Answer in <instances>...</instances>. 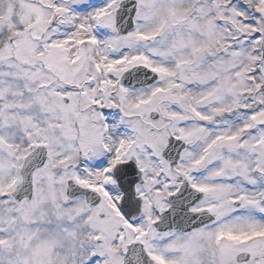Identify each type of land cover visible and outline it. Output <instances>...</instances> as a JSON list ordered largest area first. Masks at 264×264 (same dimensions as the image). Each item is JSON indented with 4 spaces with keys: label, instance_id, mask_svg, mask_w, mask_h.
Wrapping results in <instances>:
<instances>
[{
    "label": "snow or ice",
    "instance_id": "1",
    "mask_svg": "<svg viewBox=\"0 0 264 264\" xmlns=\"http://www.w3.org/2000/svg\"><path fill=\"white\" fill-rule=\"evenodd\" d=\"M0 264H264V0H0Z\"/></svg>",
    "mask_w": 264,
    "mask_h": 264
}]
</instances>
